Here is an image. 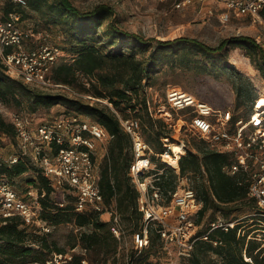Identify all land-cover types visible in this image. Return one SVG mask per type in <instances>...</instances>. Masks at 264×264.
<instances>
[{"label": "trees", "instance_id": "16d2710c", "mask_svg": "<svg viewBox=\"0 0 264 264\" xmlns=\"http://www.w3.org/2000/svg\"><path fill=\"white\" fill-rule=\"evenodd\" d=\"M14 6H9L12 8ZM16 10L22 11L19 7ZM40 12L47 16V22L55 25H63L67 34L72 61L62 57L54 67L52 78L58 83L66 84L83 95L91 96L98 100L91 101L82 97H69L63 93H48L24 85L23 82L11 78L6 73V68L0 60V100L4 103L20 106L21 99L32 100L33 106L46 108L56 104H67L66 114L79 113L99 122L107 133L112 136L109 140L108 152L100 163L99 186L104 202L110 206L115 204L117 212L122 220L132 225L135 231L139 230L142 222V213L138 208L139 191L133 184L129 169L133 161L131 151V138L123 130L118 114L123 118H139L142 130L146 133V141L155 145L156 152L162 154L169 150L163 144L162 138L169 137V129L163 118H153L148 111L147 99L143 94L144 81L150 77L151 71L157 66L162 53L173 46L192 45L199 51L212 55L222 51L228 45H238L247 49L251 60L259 69L263 68L257 60L258 55L264 54L261 46L249 36H236L224 39L216 47L208 46L203 42L188 37H179L173 40H158L150 56L139 58L134 52H126L125 47L118 50L100 49L94 42L91 30L100 27L104 21L112 18L114 8L108 4H100L92 9L82 10L76 7L71 0H29V10L22 11L25 17L29 12ZM264 17V7L261 10ZM108 39L109 47L115 46L121 36L127 38L128 44L144 45V50L151 43L144 36L128 32L120 28L113 20L109 21ZM126 43V44H127ZM62 51L68 48L64 47ZM63 51V52H64ZM226 68L225 71H229ZM235 74L236 94L239 99L237 107L248 106L244 116L233 112V120H248L252 114L256 96L254 88L241 73L232 70ZM81 76L86 79L82 82ZM102 100V101H99ZM202 100V99H201ZM103 101H106L104 103ZM205 101V100H203ZM207 102V101H205ZM210 104V103H209ZM213 106V105H212ZM215 107V106H214ZM221 108V107H215ZM144 112V113H143ZM133 113V114H132ZM143 134V132H142ZM11 138L16 143V130L12 122L7 121L0 113V144L4 138ZM185 154L179 159L180 172L162 162L159 158V168H166L167 175L163 173L158 185L166 193L176 189L175 181L187 174L202 176L201 183L197 186L198 198L203 206L198 212L197 223L205 216L208 210L213 209V218L210 224L216 221L215 214L223 211L228 221H236V216L229 218L242 206H253L255 212L251 219L256 220L254 225L264 221V217L256 211V201L249 197V181L243 175H231L225 172L224 166L234 162L230 154L207 149L205 142L193 137L191 147L186 148ZM156 156V155H154ZM152 157L155 160V157ZM31 170L27 162L19 161L13 165L2 164L0 176L9 180L21 177ZM30 184L39 190L42 206L41 217L51 226L63 223H71L80 229L78 236H72L67 241L70 249L78 245L94 252L96 255H109L117 251L118 239L110 228V221L102 220L101 214L94 211L77 212L75 210V197L72 194V202L60 206L59 202L52 201V193L59 192L50 184V181L41 173L31 178ZM60 200V198L58 199ZM210 224L205 232L210 229ZM245 221L241 220L228 231L215 229L208 234V240H199L195 246L193 255L189 258L192 264H264V247L255 239H247L248 234L241 231L245 227ZM44 234V233H43ZM160 235L155 229L150 231L149 247L142 252H150L154 246L160 244ZM162 242V241H161ZM55 252L57 257L66 255V246H58L56 242H48L46 235L31 233L29 226L24 225V220L17 216L4 222L0 218V264H46L50 260L49 254ZM136 251L132 253L134 257ZM219 256L220 261L207 260L209 253ZM79 255L66 258V264H82ZM143 260L140 259V262ZM218 261V262H217ZM133 262V261H132ZM134 264V262H133Z\"/></svg>", "mask_w": 264, "mask_h": 264}, {"label": "built area", "instance_id": "2783aa9c", "mask_svg": "<svg viewBox=\"0 0 264 264\" xmlns=\"http://www.w3.org/2000/svg\"><path fill=\"white\" fill-rule=\"evenodd\" d=\"M193 1L217 4L221 8L220 19L226 23L235 16L260 17L264 7V0H182L177 6ZM15 7L27 12L29 0H0V60L6 73L33 89L96 100L52 78L54 67L65 53L59 46L51 44L46 36L24 26L27 17ZM261 96L264 95L261 93L255 99L254 111L248 120L234 121L231 109L215 108L181 87L169 86L166 91V101L171 110L186 113L185 121L182 120L185 126L179 130L186 127L194 138L205 142L207 149L224 152L234 158L233 163L224 166L225 172L248 178V195L256 201L258 215L264 217V106L262 109L258 107ZM118 117L132 140L134 158L129 174L139 191L138 208L142 213L141 227L133 233L136 251L142 252L149 247L150 231L155 229L165 246L172 244L179 256L189 260L196 243L208 240L211 231H228L235 227L238 220L228 221L223 217L212 222L205 235L198 236L194 231L193 218L198 215L203 202L191 188L166 193L158 185L162 169L152 159L156 155L168 164L167 157L174 155L178 159V166L174 168L179 173V159L186 152V142L181 143L184 152L176 156L168 144L169 138L164 137L163 144L169 150L162 154L154 153L143 137L140 119L123 118L119 114ZM13 119L16 143L12 145L11 154H0V166L27 162L31 166L30 171L36 175L41 173L56 191L72 192L77 212L108 213L111 231L121 241L125 233L123 220L115 204L106 205L99 186V145L102 147L112 138L106 129L79 113H63L41 121H35L30 113H17ZM41 196L44 194L40 195L38 188L22 193L7 177L0 176V218L6 222L8 218L19 216L24 225L30 227L37 223L43 233L49 232L51 225L41 217ZM58 258L56 264L67 262L62 257ZM82 263L87 264L86 260ZM46 264H54V261L49 260ZM126 264L133 262L128 259Z\"/></svg>", "mask_w": 264, "mask_h": 264}, {"label": "rangeland", "instance_id": "374dc122", "mask_svg": "<svg viewBox=\"0 0 264 264\" xmlns=\"http://www.w3.org/2000/svg\"><path fill=\"white\" fill-rule=\"evenodd\" d=\"M73 4L82 9L88 10L100 4H108L114 8L112 18L104 21L100 27L92 29L91 35L94 36V42L100 46L104 52L106 50H118L125 47L126 52H134L139 58L150 56L156 46L158 40H173L179 37H188L197 39L204 44L216 47L224 39L236 36H249L261 46L264 52V17L254 16H235L231 22H223L220 19L221 8L217 4L199 3L193 1L191 4L178 7L177 4L182 0H71ZM114 21L120 28L125 31L140 34L151 43L144 50V45L128 44L127 38L119 37L115 46L109 47L107 41L111 38L109 29V21ZM24 26H30L36 34L46 36L48 41L56 46L68 48L69 52L64 51L66 61L71 62L73 53H71V45L67 40L69 36L64 32L63 25H55L47 22V16L40 12H29ZM127 43V44H126ZM257 61L262 64L263 68L259 69L256 63L251 60L247 49L238 45H228L222 51L207 55L199 51L192 45L173 46L172 49L162 53V57L157 66L151 71L150 77L144 81L143 94L147 99V106L150 115L153 118H163L168 125L169 140L168 144L178 143L181 146L182 141L186 142V148L191 147L193 143L192 133L187 131L185 126L186 113L172 111L166 101V91L169 86H177L186 91L194 93L199 99L205 100L215 107L231 109L235 114L244 116L248 111V106L237 107L239 99L235 88V74L232 70L241 73L244 78L250 82L254 88L256 98L259 94L264 95V54L257 56ZM230 68L229 71L224 70ZM85 82L86 79L81 76L80 79ZM32 88V87H31ZM70 97V96H69ZM264 98V96H262ZM96 99V98H95ZM20 106L13 103L7 104L0 100V113L7 120L12 122L13 117L17 113H30L35 121L63 114L69 110L67 104H56L46 108L43 106H33L32 100L23 98ZM98 100V99H96ZM94 101V100H91ZM102 101V100H99ZM106 103V101H103ZM144 113V112H143ZM133 114V113H132ZM171 114V117H170ZM183 120V121H182ZM143 137L146 139V133ZM13 141L11 138H4L0 144V154L6 156L13 151ZM109 142H105L101 147L99 145V164L106 157ZM154 153L155 145H151ZM172 151V150H171ZM154 156V155H153ZM153 160L159 168V159ZM167 168V167H166ZM162 169V174L167 171ZM167 175V173H165ZM37 176L34 172L29 171L19 178L9 180L22 193L35 189L30 184L31 178ZM202 176L187 174L179 177L175 181V191L191 188L197 193V186L201 183ZM72 192L62 191L53 192L52 201L54 204L59 202L60 206H65L72 202ZM198 194V193H197ZM60 198V200H58ZM213 209L208 210L200 223L196 220L198 215L194 216V231L198 236L206 234L212 218ZM255 208L253 206H242L239 211H235L229 218L236 216L237 220L245 221V227L242 233L248 234L247 239H255L264 247V221L254 225L251 218L255 216ZM227 218L223 211L215 214L216 220L219 218ZM109 214H101L102 220H108ZM125 233L122 240L118 243L117 251L109 255H96L94 252H88L81 246L70 249L67 241L72 236H78L80 229L71 223H63L57 226H51L50 231L44 233L41 227L36 224L30 226V232L46 235L48 242H56L58 246H66V255L62 258L66 260L73 255H79L82 260H86L87 264H126L127 260L133 261L134 264H192L190 260L182 258L178 255V251L172 244L165 246L163 242H159L150 252H139L134 248L133 233L135 230L132 225L123 220ZM135 252L134 257L132 253ZM50 260L59 259L53 251L49 254ZM140 259L143 260L140 262ZM207 260L220 261L219 256L209 253ZM217 261V262H218ZM67 262L63 263L66 264ZM83 264V263H82Z\"/></svg>", "mask_w": 264, "mask_h": 264}, {"label": "bare ground", "instance_id": "6f19581e", "mask_svg": "<svg viewBox=\"0 0 264 264\" xmlns=\"http://www.w3.org/2000/svg\"><path fill=\"white\" fill-rule=\"evenodd\" d=\"M263 106H264V98L262 97V101L258 105V107L262 109ZM171 150H172V152H174L176 154V156H178L180 153L184 152V147H183L182 144L180 146L178 143H172L171 144ZM167 158H169V159H167V162H168V164L170 166H172V167H177L178 166L177 157H175L174 155H169Z\"/></svg>", "mask_w": 264, "mask_h": 264}]
</instances>
